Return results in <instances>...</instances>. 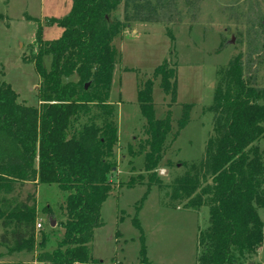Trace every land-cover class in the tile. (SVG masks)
Listing matches in <instances>:
<instances>
[{
	"label": "rangeland",
	"instance_id": "obj_1",
	"mask_svg": "<svg viewBox=\"0 0 264 264\" xmlns=\"http://www.w3.org/2000/svg\"><path fill=\"white\" fill-rule=\"evenodd\" d=\"M167 1L165 11L157 14L137 17L121 4L110 16L126 27L111 42L115 64L106 103L112 108L115 137L107 158L111 186L99 211L102 225L93 230L88 244L94 264H140L142 245L147 264H196L197 235L209 226L208 210L200 207L190 211L164 203L171 199V183L199 159L213 135L207 108L221 85L220 68L239 55L244 75L264 91V28L259 25L264 23V0ZM71 3L0 0L1 79L17 94L18 103L40 109L43 84L34 57L39 44L44 47L43 43L59 38L61 28L51 20L63 18ZM163 63L175 75L170 81L173 91L166 94L160 88V78L154 75ZM41 65L45 71L49 69V55H42ZM64 81L76 83L78 78L72 75ZM147 82L154 118L170 122L154 176L143 171L144 151L140 152L146 150L148 135L137 91ZM101 112L97 104H87L69 123L67 138H77L83 126L101 128ZM180 119L186 120L181 127ZM254 147L264 160V137ZM154 181H160L161 190ZM13 187L10 193L0 195V235L12 231L22 203L34 220L35 233L22 250L0 242V264H43L36 258L40 251L51 252L62 238L60 223L66 218L67 194L55 185L36 181ZM27 197L31 199L26 201ZM257 215L264 235V204L257 208ZM134 219L140 230L132 225ZM40 244L44 246L40 248ZM245 263L264 264V247Z\"/></svg>",
	"mask_w": 264,
	"mask_h": 264
},
{
	"label": "trees",
	"instance_id": "obj_2",
	"mask_svg": "<svg viewBox=\"0 0 264 264\" xmlns=\"http://www.w3.org/2000/svg\"><path fill=\"white\" fill-rule=\"evenodd\" d=\"M121 4L138 17L165 11L169 2L72 0L63 18L51 20L61 28L59 38L42 47L37 34L41 44L34 64L43 84L40 109L18 103L17 94L1 79L0 71V195L10 193L13 184L35 181L55 185L67 194L66 218L60 223L62 238L51 252L40 251L36 258L43 264L96 263L89 256L88 244L93 230L102 225L99 211L111 186L107 158L115 137L112 108L106 103L115 64L111 42L126 27L110 16ZM259 25L264 28L263 22ZM44 54L50 56L47 71L41 65ZM240 59L235 56L220 68L221 85L207 108L213 135L199 159L174 178L171 199L164 202L190 211L207 208L209 226L197 235L196 264H248L245 262L256 250L264 247L257 215V208L264 204V160L254 147L264 137V91L244 75ZM72 75L78 82L64 81ZM154 75L160 78L163 93L173 91L170 81L175 75L165 63ZM137 101L148 135L146 150L140 149L144 151L143 171L154 176L170 122L154 118L148 82L137 91ZM89 103L102 110L103 126H83L77 138H67L72 118ZM185 121L180 119L178 125ZM153 183L161 190L160 181ZM19 208L23 210H18L21 215L12 231L0 235L1 244H11L13 250L25 249L35 233L26 203ZM1 224L6 226V222ZM132 225L140 230L137 220ZM140 255V264H147L143 245Z\"/></svg>",
	"mask_w": 264,
	"mask_h": 264
},
{
	"label": "built area",
	"instance_id": "obj_3",
	"mask_svg": "<svg viewBox=\"0 0 264 264\" xmlns=\"http://www.w3.org/2000/svg\"><path fill=\"white\" fill-rule=\"evenodd\" d=\"M36 227L39 229V228L41 227V225L38 223V224L36 225Z\"/></svg>",
	"mask_w": 264,
	"mask_h": 264
},
{
	"label": "water",
	"instance_id": "obj_4",
	"mask_svg": "<svg viewBox=\"0 0 264 264\" xmlns=\"http://www.w3.org/2000/svg\"><path fill=\"white\" fill-rule=\"evenodd\" d=\"M84 88H87V84L84 85ZM51 225H52V224H51ZM249 264H251V263H249Z\"/></svg>",
	"mask_w": 264,
	"mask_h": 264
}]
</instances>
